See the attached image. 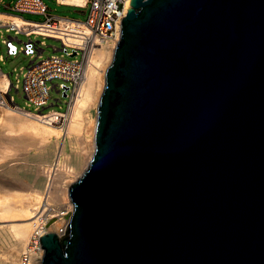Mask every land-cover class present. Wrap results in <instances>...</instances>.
<instances>
[{
  "label": "water",
  "instance_id": "95a60500",
  "mask_svg": "<svg viewBox=\"0 0 264 264\" xmlns=\"http://www.w3.org/2000/svg\"><path fill=\"white\" fill-rule=\"evenodd\" d=\"M95 145L42 264H264V0H132Z\"/></svg>",
  "mask_w": 264,
  "mask_h": 264
},
{
  "label": "bare ground",
  "instance_id": "6f19581e",
  "mask_svg": "<svg viewBox=\"0 0 264 264\" xmlns=\"http://www.w3.org/2000/svg\"><path fill=\"white\" fill-rule=\"evenodd\" d=\"M59 1L73 6L86 3V0ZM131 6L132 0L126 8L129 10ZM0 22L19 28H26L28 24L21 17L4 12H0ZM120 39L118 36L106 40L87 58L85 80L64 121L47 122L9 105L0 107V135L8 143L21 147L23 161L32 163L33 169L26 178L5 184L28 192L6 191L0 195V231L10 241L7 264H42L44 251L30 246L31 242L40 240L46 233H54L57 238L64 234L74 211V207L71 211L69 188L93 155L97 122L91 112H97L106 68L113 62ZM66 142L73 143L69 160H65ZM46 158L49 160L42 163ZM7 173L13 175L14 170ZM1 184L0 188H4ZM23 256H28L27 262L22 261Z\"/></svg>",
  "mask_w": 264,
  "mask_h": 264
},
{
  "label": "built area",
  "instance_id": "2783aa9c",
  "mask_svg": "<svg viewBox=\"0 0 264 264\" xmlns=\"http://www.w3.org/2000/svg\"><path fill=\"white\" fill-rule=\"evenodd\" d=\"M3 0H0V3ZM130 0H86L84 6H73L56 0L58 5L89 8L85 21H78L50 14V9L44 0H15L12 6L4 4L7 14L22 17L29 13L42 15V21L26 20V28L15 25H2L6 32H14L15 36L2 39L5 45L7 58L23 52L29 55L30 60L26 70H21V79L11 80V74H6L0 66V106L9 105L23 111L26 115L42 118L44 121L56 123L68 117L71 105L79 94L81 84L85 80V65L87 58L94 54L103 42L110 38L121 37V21L126 17L127 3ZM28 37L26 42L19 40L17 35ZM31 36L48 38L60 43L53 47L59 55L42 58L44 49L42 41H32ZM22 45L20 48L16 45ZM31 54V55H30ZM77 57H80L79 59ZM0 56V62H3ZM21 90L24 107L16 104L12 92ZM59 95L53 99L51 94ZM61 98L66 101L61 102ZM57 106L59 110L49 109ZM64 106V110H60ZM58 124V123H57ZM28 261L24 256L23 262Z\"/></svg>",
  "mask_w": 264,
  "mask_h": 264
},
{
  "label": "rangeland",
  "instance_id": "374dc122",
  "mask_svg": "<svg viewBox=\"0 0 264 264\" xmlns=\"http://www.w3.org/2000/svg\"><path fill=\"white\" fill-rule=\"evenodd\" d=\"M14 2H15V0H3V2L0 3V12H7L6 9L3 7L4 4H9L10 6H12ZM44 2L47 5V7L50 9V12H49L50 14H53V15H56L59 17H65L68 19L85 21L87 18V13L89 11V8L85 9V8H77V7H73V6L58 5L56 3V0H44ZM22 17L26 20H31V21H42L44 19V16H42V15H34V14H29V13L22 14ZM7 36H15V35H14L13 31L6 32L5 28H1L0 29V56H2L4 59H3V62H0V66H1L2 71L4 73L11 74V80L13 82H15L16 78L21 79V76H20L21 70H23V71L26 70V67L28 66V64L32 58L29 55H25L23 52H20V53L16 54L15 56H10L7 58L6 48H5V45L2 43V39H6ZM17 37L19 40H22V42H26L28 40V37H26L24 34H19V35H17ZM30 39L32 41H42L43 42V45H40V48L44 49V52L42 53V58L50 57L52 55H59L61 53V52H55L53 50V47H59L60 46V43L56 40L48 39V38H41V37H36V36H31ZM15 43L18 46V48H20L22 46V45L18 44L17 42H15ZM77 58L79 59L80 57H77ZM110 65H111V63H110ZM110 65H109V67H110ZM109 67L106 68V72H107V69ZM106 72H105V82H106ZM104 88H105V86H104ZM102 91H104V89ZM102 94H103V92H102ZM102 94H101V96H102ZM12 95L14 97L16 104H18L20 107H24V99H23V94H22L21 90L18 93H15V91H13ZM51 96L53 99L59 97V95H57L55 92H53L51 94ZM60 100L63 103L66 101L65 98H61ZM100 100H101V97H100L99 102H98L96 114L94 111L91 112V116L92 115L96 116L97 124H98V107L100 104ZM2 107H6V106H2ZM50 109L59 110V108L57 106L50 107L47 110H50ZM60 110H64V106H62V108H60ZM8 142L9 141L6 140V137H3L0 135V183H2L1 185H3V187H4V188H0V195L6 191H8L10 193H14V192L26 193V192H28L27 190H21V189H17V188H13V187H9V186L5 185L6 183L13 181L16 178H26L28 175H31L33 172V171H31V170H33L31 167L32 163H27V162L23 161V153L21 151V147L15 146V145L10 144ZM72 146H73V143H67L66 142V150L65 151L67 153L65 156V160H66V158H67V160L70 159ZM74 147H75V145H74ZM54 152H52V154H54ZM94 152H95V147H94L93 154H94ZM92 157H93V155H92ZM92 157H91L90 161L92 160ZM48 160L49 159L46 158L42 161V163H46V161H48ZM90 161L88 162V164H86L84 167H82L81 173L75 178V180L71 183V185L73 183H76L77 181H79V179L87 171V169L90 165ZM36 168H38V165H36ZM8 170H14V174L13 175L8 174L7 173ZM18 190H20V191H18ZM70 203L72 205L71 211H73L74 204L71 201V199H70ZM68 215H70V214H68ZM69 236H70V226H69V218H68V221H67L66 227H65V232L62 235V237L59 238V241L61 242L64 237H66V239H67V238H69ZM33 241H35V239H33ZM9 245H10V241L6 238L5 234L0 231V264H7V252H6V250L9 247ZM30 246H32V247L36 246V248L42 249V251H44L43 247H41V243H40L39 238L36 240V242H31ZM23 258H24V256L21 258L22 261H23Z\"/></svg>",
  "mask_w": 264,
  "mask_h": 264
}]
</instances>
